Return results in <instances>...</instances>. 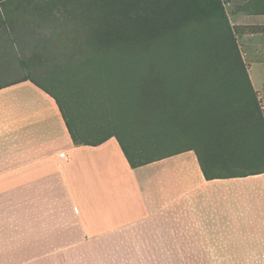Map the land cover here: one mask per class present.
<instances>
[{
  "label": "crops",
  "instance_id": "crops-1",
  "mask_svg": "<svg viewBox=\"0 0 264 264\" xmlns=\"http://www.w3.org/2000/svg\"><path fill=\"white\" fill-rule=\"evenodd\" d=\"M225 1L246 41L259 39L248 54L264 109V0ZM33 4L0 0V24L23 21L5 9ZM247 240H264V173L207 179L195 149L133 167L116 135L74 143L32 80L0 85V264L227 263Z\"/></svg>",
  "mask_w": 264,
  "mask_h": 264
},
{
  "label": "rangeland",
  "instance_id": "rangeland-1",
  "mask_svg": "<svg viewBox=\"0 0 264 264\" xmlns=\"http://www.w3.org/2000/svg\"><path fill=\"white\" fill-rule=\"evenodd\" d=\"M23 1L34 4L21 11L5 9L7 16L23 17L22 22L10 24H15L16 33L11 35L7 23L0 24V85L29 77L46 86L58 97L69 122L82 139L96 142L115 133L134 158L146 160L187 146L201 151L210 144L207 129L201 128L200 113L202 106H209L213 101L222 105L220 111L231 110L241 118L258 112L259 94L251 91L245 73L251 79L248 52L255 50L260 42L255 34L246 41L240 24L230 21L228 9L232 5L225 4V0L222 1L234 37L226 26L218 30L211 28L203 20H209L205 16L202 20L191 18L179 33L109 45L97 42L99 28L107 25L131 29V19L137 14V5L131 6L134 0ZM139 2L145 4V0ZM126 10L130 11V18ZM7 35L18 39L36 38L42 43L38 40L13 42ZM177 40L182 44L176 45ZM172 47L176 50L168 55L183 57V60L182 64L175 57L167 61L171 69L181 74L183 64L195 66L199 54L208 64L213 56L211 68L219 72L218 80L210 81L199 94L192 80L182 78L181 74L169 90L172 96L157 102L159 90L151 81L140 77L142 67H148V62H141L140 58L146 59L154 52L167 54ZM21 58L25 60L24 65L19 63ZM215 88L219 90L213 92ZM209 92L214 94L207 95ZM244 92L249 96L247 100L238 96ZM30 191V185H24V215L30 209ZM7 208L8 218L13 219V199L8 200ZM243 244L244 247L230 249V262L214 264H264V240H247Z\"/></svg>",
  "mask_w": 264,
  "mask_h": 264
},
{
  "label": "trees",
  "instance_id": "trees-1",
  "mask_svg": "<svg viewBox=\"0 0 264 264\" xmlns=\"http://www.w3.org/2000/svg\"><path fill=\"white\" fill-rule=\"evenodd\" d=\"M139 1L140 0H134V2L131 3L132 7L133 5H137V14L131 19V21H133L131 29L103 25V27L99 28L96 38L97 42L102 45H109L112 43L136 41L143 37L157 38L171 33H179L183 27L192 20L191 18L195 17L198 18V20H202L205 16L208 17L209 20H203L207 21L211 28L218 30L226 26L228 33L234 37L233 29L222 0H145V4L143 5H141ZM129 14L130 11L126 10V15L129 16L128 18H130ZM10 24H8V28L11 31V35H13L16 33L14 29L15 24ZM8 36L9 35H7V38L9 39L13 38ZM18 40L31 42L38 40L39 44L42 43L39 39L26 37L22 39L13 38L11 41L16 42ZM175 44L182 43L177 40ZM201 48L202 47H199L200 50ZM175 50L176 48L172 47L166 52L167 54L163 55V53L154 52V54L149 55L146 59L140 58L141 62H148V67H142L140 77L151 81L159 90L157 102L164 97L172 96L169 94V90L175 83L174 79L181 78V74L182 78H186V80L190 79V81L192 80L194 86L198 88L199 94H201L203 87L209 84L210 81L218 80L219 72H214L211 68L213 61H215L213 56H210V63L208 64L206 61L201 60V55L199 54L196 58L195 66L190 67L183 64L184 69L181 70V74L178 70L171 69L167 65V61H171V59L175 57L178 58L182 64L183 60V57L168 55V52ZM239 61L242 63L241 57H239ZM19 63L24 65V58L19 59ZM205 67L212 70H207L208 72L200 71L199 68ZM26 79L30 78H21V80ZM30 80L56 98L74 143L97 145L104 142L112 135L117 136V134L112 133L96 142H90L80 138L69 122V118L60 104L58 97L46 86L33 79ZM245 80L249 83L251 91L253 93L256 92L247 72L245 73ZM213 86L212 84V87ZM217 90L219 89L215 88L213 92H217ZM245 93L246 92L238 96L247 100L249 96H245ZM211 94L214 93H207V95ZM260 105L257 99L258 112L244 116L243 118L239 117L240 115H238L237 112L231 113V110L229 112L220 111L219 108H221L222 105L215 101L211 102L209 106H202L203 110L200 113L201 128L202 130L207 129L211 142L201 151L193 146H187L180 150H196L202 170L207 179L240 177L264 173V111ZM206 127H210V130ZM118 139L125 155L133 167L150 162L154 159L138 160L134 158V155L131 154L123 140L119 137Z\"/></svg>",
  "mask_w": 264,
  "mask_h": 264
}]
</instances>
